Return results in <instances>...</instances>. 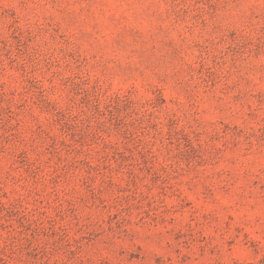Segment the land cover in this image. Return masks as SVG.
Here are the masks:
<instances>
[{
    "label": "rangeland",
    "instance_id": "rangeland-1",
    "mask_svg": "<svg viewBox=\"0 0 264 264\" xmlns=\"http://www.w3.org/2000/svg\"><path fill=\"white\" fill-rule=\"evenodd\" d=\"M0 264H264V0H0Z\"/></svg>",
    "mask_w": 264,
    "mask_h": 264
}]
</instances>
